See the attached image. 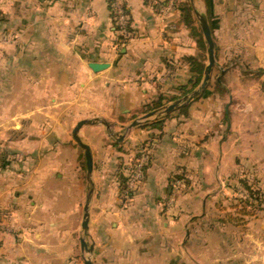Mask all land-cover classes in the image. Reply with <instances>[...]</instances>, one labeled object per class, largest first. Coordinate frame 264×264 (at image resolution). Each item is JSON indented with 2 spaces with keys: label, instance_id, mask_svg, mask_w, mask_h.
<instances>
[{
  "label": "crops",
  "instance_id": "1",
  "mask_svg": "<svg viewBox=\"0 0 264 264\" xmlns=\"http://www.w3.org/2000/svg\"><path fill=\"white\" fill-rule=\"evenodd\" d=\"M122 1L128 37L109 0L0 2V21L17 27L16 49L1 52L12 65L1 68L46 94L31 101L46 116L33 121L37 169L14 196L11 220L27 210L17 241L69 235L63 229L73 218L82 249L91 240L94 264H264V209L214 247L206 236L196 241L192 225L248 143L264 182V0H177L165 13L166 0ZM199 13L211 27L217 64L200 95L162 112L202 81L208 52ZM93 62L106 66L94 71ZM81 120L92 170L74 137ZM141 149L145 170L129 188ZM219 246L237 247V257L220 262Z\"/></svg>",
  "mask_w": 264,
  "mask_h": 264
},
{
  "label": "rangeland",
  "instance_id": "2",
  "mask_svg": "<svg viewBox=\"0 0 264 264\" xmlns=\"http://www.w3.org/2000/svg\"><path fill=\"white\" fill-rule=\"evenodd\" d=\"M0 2L3 5V0ZM15 28L17 29L14 23L11 26H4L0 21V264H20L15 261L21 258L28 259L30 264L45 262L47 264H84V260L89 255L93 256V252L88 250L91 240L87 241L86 249H82L81 235L72 232L73 218L68 225L69 229H63L70 230L69 235L50 233L44 242L35 239L32 235L26 239L23 238L20 242L17 241L22 236L16 234V229L18 225H26L20 221L27 210L19 213L18 219L21 220L17 221L18 224L11 220L13 205H15L14 196L20 179H31L33 172L37 169L36 162L39 155L30 148L36 140L33 121L36 117L46 116L45 111L41 110L43 106L37 107L36 104H31V101L39 97L46 98V94L41 89H31L24 81H19L17 84L13 80V69L1 68L4 63L12 65L8 58L5 60L2 57L1 52L16 49ZM25 76L21 73V80ZM251 94L249 102L253 105V90ZM253 137L249 138L254 144L257 139ZM247 149L249 153L237 159L229 177L224 182L217 181L213 187H210L213 192L209 194L208 213L199 211L192 223L199 229L196 241H202L203 236H206L214 247L218 246L216 244L221 239H235L239 228L252 225L254 215L264 209L263 176L253 163V153H251L253 146H249L248 143ZM186 188L189 189V186H183V189L186 190ZM67 213L70 214L71 211ZM67 219L64 217L62 221ZM42 239L44 240V237ZM220 246L214 252L216 256H219L220 262L228 261L229 257L232 258L233 254H237V247L224 249ZM198 252L201 253L203 250Z\"/></svg>",
  "mask_w": 264,
  "mask_h": 264
},
{
  "label": "water",
  "instance_id": "3",
  "mask_svg": "<svg viewBox=\"0 0 264 264\" xmlns=\"http://www.w3.org/2000/svg\"><path fill=\"white\" fill-rule=\"evenodd\" d=\"M198 16H199V19H200V22H201L202 30H203L205 38H206L207 52H208V63L206 64L202 81L199 84V86L197 87V89L192 91L189 95H186L185 97H183L181 99H178L177 101L167 105L163 109H160V111H162V112H170L174 108L178 107L182 102H188L191 99H193V98L197 97L198 95H200L202 93V91L207 87V85L209 83V80L211 78L213 67L217 64L215 42H214V39H213L211 27H210V25L208 23V20H207V17H206L205 14L199 13ZM90 66H91V68L94 71H98V70L104 68L106 66V64L93 62V63H91ZM85 123H87L86 120H81V121L78 122V124L76 125V127L74 129V137H75L77 143L84 148L86 159H87L88 169L92 170L91 149L86 143H84L82 141V139L78 135L79 128ZM137 123H140V121H136V122L132 123V125H136ZM85 211H86V213H85V219H84L83 227L87 228V226H88V216H89L88 206H86ZM82 243L85 244V241L82 240ZM88 250L90 252H93V246H90V248ZM84 264H94L93 256L89 255L84 260Z\"/></svg>",
  "mask_w": 264,
  "mask_h": 264
},
{
  "label": "built area",
  "instance_id": "4",
  "mask_svg": "<svg viewBox=\"0 0 264 264\" xmlns=\"http://www.w3.org/2000/svg\"><path fill=\"white\" fill-rule=\"evenodd\" d=\"M154 1V0H153ZM111 7L113 9L114 15H115V22L118 26L119 32L124 37H128L130 35V24H129V18L127 13V7L124 4L122 0H109ZM157 4H160V1L157 2ZM177 0H166L164 4L162 5V11L168 12L175 6ZM141 156L134 163V168L131 171V177L128 181L129 188H135L137 180L142 177L143 172L145 170V166L148 160V156L146 154V149H141ZM177 185H180L181 181L179 180L177 182Z\"/></svg>",
  "mask_w": 264,
  "mask_h": 264
},
{
  "label": "trees",
  "instance_id": "5",
  "mask_svg": "<svg viewBox=\"0 0 264 264\" xmlns=\"http://www.w3.org/2000/svg\"><path fill=\"white\" fill-rule=\"evenodd\" d=\"M202 72H203V69H202V71H201V73H200V75L202 74ZM201 77V76H200ZM200 77H199V79L196 81V83L195 84H197L198 82H199V80H200ZM244 183V182H243Z\"/></svg>",
  "mask_w": 264,
  "mask_h": 264
}]
</instances>
